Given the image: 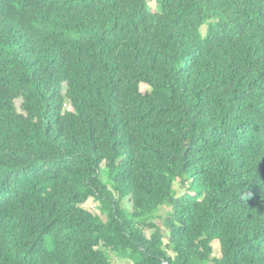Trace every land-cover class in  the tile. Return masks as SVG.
<instances>
[{"label":"trees","instance_id":"1","mask_svg":"<svg viewBox=\"0 0 264 264\" xmlns=\"http://www.w3.org/2000/svg\"><path fill=\"white\" fill-rule=\"evenodd\" d=\"M103 247L264 264V0H0V264Z\"/></svg>","mask_w":264,"mask_h":264},{"label":"rangeland","instance_id":"2","mask_svg":"<svg viewBox=\"0 0 264 264\" xmlns=\"http://www.w3.org/2000/svg\"><path fill=\"white\" fill-rule=\"evenodd\" d=\"M152 9L155 12L157 10V5L156 4H153L152 5ZM206 32H207V27H204L203 28L204 35L206 34ZM147 88H148L147 85H142V90H145ZM20 103L21 102L19 101L18 102V106L19 107H20ZM68 107H71V106L68 105ZM178 187H179V185H178ZM178 190L181 191V188L178 189ZM123 203L126 205L127 208L132 209V205H131V203H130V201H129L128 198H125L123 200ZM84 207H86L88 210L92 211L95 214L101 215V213H102V211H101V203L99 201H95L94 199H90L84 205ZM170 211H171V208H169V207H163V208H161V210H160L159 213H160V215H162L163 221H164V219L166 218L167 214ZM102 216L103 217H106L105 215H102ZM163 221H161V223ZM145 232H146L147 235H151L152 232H153V230H151L150 228H147V229H145ZM215 247H216L215 255H218L219 254V252L217 251L218 246L216 245ZM103 249L108 251L109 256L111 258V264H132V261L130 259L125 258V257L119 255L118 253L112 251V250H108L106 247H103Z\"/></svg>","mask_w":264,"mask_h":264}]
</instances>
